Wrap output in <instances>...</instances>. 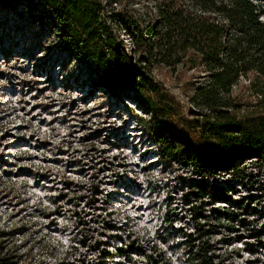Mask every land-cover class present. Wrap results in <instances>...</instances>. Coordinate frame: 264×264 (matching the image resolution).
<instances>
[{"label":"rangeland","instance_id":"obj_1","mask_svg":"<svg viewBox=\"0 0 264 264\" xmlns=\"http://www.w3.org/2000/svg\"><path fill=\"white\" fill-rule=\"evenodd\" d=\"M103 1L119 10L137 0ZM62 34L37 0H0V244L21 264H189L197 232L183 179L193 176L161 157L150 108L97 86ZM151 71L184 113L192 109L188 85L199 71ZM253 173L232 184L233 199L260 235L213 232L226 264H264V172ZM228 235L243 240L230 245ZM103 242L111 261L99 256Z\"/></svg>","mask_w":264,"mask_h":264},{"label":"trees","instance_id":"obj_2","mask_svg":"<svg viewBox=\"0 0 264 264\" xmlns=\"http://www.w3.org/2000/svg\"><path fill=\"white\" fill-rule=\"evenodd\" d=\"M37 3L63 27V41L83 54L97 86L137 94L150 108V133L161 157L194 177L183 179L197 232L189 264H226L209 238L219 229L233 234L253 227L243 218L245 203L233 199L232 184L264 172V0H137L119 10L103 0ZM153 66L201 73L199 83L188 85L192 109L184 113L164 93ZM236 240L242 235L225 239L230 245ZM101 245L99 256L111 261L116 253ZM0 264L21 263L0 244Z\"/></svg>","mask_w":264,"mask_h":264}]
</instances>
